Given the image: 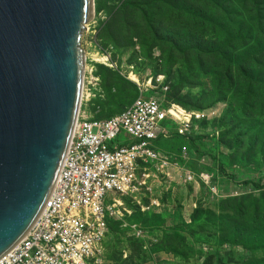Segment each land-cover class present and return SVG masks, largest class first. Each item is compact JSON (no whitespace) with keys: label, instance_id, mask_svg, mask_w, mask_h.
<instances>
[{"label":"rangeland","instance_id":"obj_1","mask_svg":"<svg viewBox=\"0 0 264 264\" xmlns=\"http://www.w3.org/2000/svg\"><path fill=\"white\" fill-rule=\"evenodd\" d=\"M163 2L165 4L156 0H134L133 5H129L125 0H94V12L85 24L80 39L85 62L79 114L106 119L123 111L134 100L143 96L147 99L151 97L157 99L162 104L170 102L176 107L190 108L192 112L210 114L211 120H219L224 116L223 123H226L227 128H232L233 132V136L228 137V140L222 139V147L225 150L223 152L225 155L231 154L224 161L233 164L234 177L230 176L232 184L221 183L222 188L225 187L232 196L251 193L220 204L203 205L195 217L197 221L188 226L189 228L186 227L189 232L185 230L186 228L176 227L180 229L182 235L159 234L157 238L160 239L161 245L156 248H153L156 242L148 230L158 231L162 223L157 218L149 219L141 215L125 219V214H132V208L124 201L126 206L123 203V208L128 213H122V216L116 219L118 223L115 226L120 225L121 229L111 230L112 239L110 245L106 247V252L111 258L107 260L108 264H220L219 259L232 251L229 247L237 236L232 230L233 223L227 218L236 219L234 211L238 210L252 213L254 209L252 206L258 204V202L253 204L252 198L259 199L264 195V101H262L264 91L245 86L244 73L252 74L254 67L242 69L236 67V71L230 75L233 86L228 92L225 84L220 87L218 82L211 78L208 74L209 67L201 68L199 64L197 66L190 56L182 58L177 53L168 56L166 52L168 44L161 41H157L158 44L165 46H145L152 42L151 33L154 32L150 29L158 28L159 24L169 29V25H172L170 12H166L169 11L167 7L171 5L169 0ZM196 7L205 11V17L217 20V15L204 3H199ZM249 10L247 6L240 9L246 18L249 16ZM163 39L167 40V37L164 36ZM223 68L225 69V66ZM216 72L221 74V68ZM239 88L244 92L237 95ZM250 92L256 93L260 98L254 105L249 104L245 109L242 104ZM180 108H177L179 114H184L183 108ZM159 125L170 131L177 123L165 120ZM217 134L218 130L215 132V135ZM130 141L126 135L121 134L115 138L114 143L125 145ZM182 145L186 144L177 142L176 150ZM151 146L163 150L170 149L168 145L158 140L152 141ZM204 147L207 148V145ZM204 147L200 145L192 147L189 143L188 151L193 156H202L206 154L202 151ZM216 155L213 153L211 159L214 160L213 157ZM203 160L210 163L207 158ZM178 176L179 174L176 181L179 180ZM204 178L207 179L208 176L204 175ZM248 180L260 188H254L253 191L247 189L245 186ZM176 181L174 178L168 179V182ZM173 184L175 186L171 188L164 183L159 186L156 184V187L151 185L152 196L161 206L164 204L160 199L163 194L170 191L172 200L175 197L180 200L183 217L188 222L190 214L198 206L194 197L200 184L196 180L192 182V194L186 192L187 184L182 186L179 183ZM210 192L209 200H214L216 190L210 188ZM138 200L140 202L138 212L154 214L164 212L159 208L141 211V207L149 206L146 194H141ZM177 203L176 200L170 202L173 205H168L167 211L172 212ZM248 222H256L255 217L245 216L242 223ZM192 225L195 226L191 227ZM200 225L205 229H199ZM131 232L142 240L129 236ZM136 232L140 235L137 236ZM223 258L225 263L222 264H264V253L261 251L244 249L238 257Z\"/></svg>","mask_w":264,"mask_h":264},{"label":"water","instance_id":"obj_2","mask_svg":"<svg viewBox=\"0 0 264 264\" xmlns=\"http://www.w3.org/2000/svg\"><path fill=\"white\" fill-rule=\"evenodd\" d=\"M94 0H0V259L49 197L81 103Z\"/></svg>","mask_w":264,"mask_h":264},{"label":"built area","instance_id":"obj_3","mask_svg":"<svg viewBox=\"0 0 264 264\" xmlns=\"http://www.w3.org/2000/svg\"><path fill=\"white\" fill-rule=\"evenodd\" d=\"M177 108L180 107L163 106L157 99L141 96L108 119L78 113L64 161L41 213L0 264H102L108 232L106 218L116 220L128 213L121 197H130L138 206L139 196L146 194L149 206L141 207V211L163 210L152 196L151 185L164 183L171 188L173 183L195 182L194 175L179 166L173 156L151 146L152 141L174 133L182 137L192 131L197 134L198 123L211 120L210 114L182 108L184 114H179ZM165 120L177 126L167 131L159 125ZM121 134L131 141L115 144ZM180 156L189 158L187 147H181ZM172 178L176 182H168ZM198 178L215 191L209 175L201 172Z\"/></svg>","mask_w":264,"mask_h":264},{"label":"trees","instance_id":"obj_4","mask_svg":"<svg viewBox=\"0 0 264 264\" xmlns=\"http://www.w3.org/2000/svg\"><path fill=\"white\" fill-rule=\"evenodd\" d=\"M125 2L129 5H133L134 0H125ZM156 2H162L165 4L163 0H156ZM169 3L171 7L168 6L167 9L169 11L166 12H170V20L173 21L172 25H169V29L163 28L161 24H159L158 28L150 29L151 32H154L153 34L151 33L152 42L145 46H165L158 44L157 41H161L168 44L166 46L168 56H172L173 53H177L182 58L190 56L191 59L195 60L197 66L199 64V67L201 68L209 67L210 71L208 74L211 78L218 82L220 87L225 84L228 92L233 86L231 85L230 75L232 72L236 71V67L238 69H242L244 67L249 68L250 66L254 67L252 74H249L248 72L244 73L245 86L255 87L264 91V0H169ZM199 3H204L211 12H214L218 17L217 20L205 17V11L196 7ZM244 6H247L250 9L248 12L249 16L247 18L240 11V9ZM164 36L167 37V40L163 39ZM224 66L225 69L223 68ZM219 68H221V74L216 72ZM246 77H248V79H246ZM243 92L244 90L239 88L237 95L242 94ZM259 98L260 96L256 93H248V96L244 99V104H242L245 106L243 108L246 109V106L249 104L254 105ZM262 101H264V98ZM170 104L173 103L168 102L163 105L166 106ZM181 108L186 111H192L190 108H184L182 106ZM223 118L224 116H222L219 120L213 119L199 122L198 125L200 127V131L197 134L192 131L188 137L178 136L174 133L172 137L166 139L160 137L158 139V141L162 142V144H166L170 147L168 150H163L160 147L159 149L164 153L173 156V159L177 162V164L185 167L189 172H191L194 175L195 180L200 184L198 193L194 197V201L198 206L190 214L188 222L183 217V206L181 205L180 200L177 197L172 200L170 191L163 194L160 199V202L164 204L162 205L164 212L160 214H154L152 212H138V206L130 197H121L123 203L126 201V204L129 203L127 206L132 208V214H125V219L141 215L147 216L149 219L157 218L158 221L162 223L158 231L148 230L149 235L152 236L154 238V242H156L153 248L161 245L159 243L160 239L157 238L159 234L163 236H168L170 234L182 235L183 233L176 227L186 228L191 224H194L197 221L195 217L200 212L199 209L200 207L202 209L203 205H209V203H213L214 205L220 204L224 201L251 193L232 196L225 187L222 188L221 183L226 182L232 184L230 176L232 177L234 175V172H232V168H234L232 167L233 164L226 163L224 161L229 158L231 154L225 155L223 152L224 149L222 147V139L226 138L228 140V137L233 136V132L231 130L232 128H227L226 123H223ZM93 119L103 120L100 118ZM216 130H218L217 135H215ZM177 142H184V144L187 145H185L187 150H189V143L192 147L195 145H200L202 147L207 145V148L204 147L202 150L206 154L202 156H193L188 151L189 158L186 160L182 159L180 151L181 147L184 145L179 146V149L176 150L175 144ZM213 153L217 154L213 157L214 160L211 159ZM215 157H217V160H215ZM204 158L209 159L210 163L207 162V160L204 161ZM201 172L206 173L210 177V186L214 187L216 190V196L213 198L214 200H209L208 197L211 193L210 187L205 185L198 178V175ZM248 172L249 171L247 170L246 173ZM180 186H182V184ZM245 187H248L247 189L252 191L254 188H260L250 180H248V184ZM186 192L188 194L193 193L192 183L186 185ZM174 200L178 203L174 205L173 211H167V206L173 205L170 204V202ZM252 200L253 204H255L254 202H258V204L252 206V208H254L252 213H246L245 211L238 210L234 211L237 216L236 219L227 218V220L233 223L232 230L237 233V236L229 247L232 251L229 254L225 253L223 257H238L244 249L250 251H261L264 253V211L260 209H264V195L259 199L252 198ZM126 204L124 203L125 206ZM245 216H254L256 222L243 224L242 221ZM117 223L118 222L115 219L106 218L108 232L103 242L104 254L102 264H108L107 259L111 258V255L106 252V247L110 245L112 239L111 230L113 228L121 229L120 225L115 226ZM193 226L195 225H192L191 227ZM198 228L205 229L203 225H200ZM185 230L188 231L187 228ZM128 231H130V228H128ZM129 236L135 237L134 232H131V235ZM135 238L140 239L141 237ZM223 257L219 259L220 264L225 263Z\"/></svg>","mask_w":264,"mask_h":264},{"label":"bare ground","instance_id":"obj_5","mask_svg":"<svg viewBox=\"0 0 264 264\" xmlns=\"http://www.w3.org/2000/svg\"><path fill=\"white\" fill-rule=\"evenodd\" d=\"M82 92H83V91H81V98H82Z\"/></svg>","mask_w":264,"mask_h":264}]
</instances>
